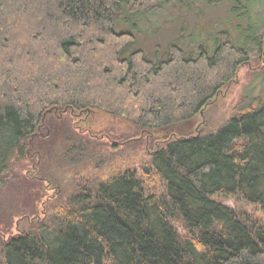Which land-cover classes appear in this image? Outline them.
I'll list each match as a JSON object with an SVG mask.
<instances>
[{"label":"trees","instance_id":"1","mask_svg":"<svg viewBox=\"0 0 264 264\" xmlns=\"http://www.w3.org/2000/svg\"><path fill=\"white\" fill-rule=\"evenodd\" d=\"M177 1L0 0V264H264V218L218 198L264 212V96L215 132L178 129L264 56V19L237 42L227 31L195 37L192 54L174 45L159 62L124 56L134 34L116 23L135 28ZM93 108L163 147L146 165L80 178L69 196L43 201L39 179L12 166L30 158L49 117ZM155 179L162 193L148 187Z\"/></svg>","mask_w":264,"mask_h":264},{"label":"rangeland","instance_id":"2","mask_svg":"<svg viewBox=\"0 0 264 264\" xmlns=\"http://www.w3.org/2000/svg\"><path fill=\"white\" fill-rule=\"evenodd\" d=\"M208 1L179 0L160 13L142 14L135 28L128 23L117 22V32L127 30L134 34L124 56L143 50L151 61L159 62L169 56L174 45L182 46L192 54L195 37L207 36L212 40L227 31L231 40L237 42L242 40V33L251 21L254 22V17L264 19V0H218L213 5ZM199 40L213 44L207 39ZM262 95L264 56L253 57L250 63L240 66L237 76L193 120L178 129L205 135L215 132L240 107L256 106V99ZM151 133L153 131L139 129L129 120L101 109L85 112L66 110L60 116L49 117L35 145H31L30 158L17 159L12 169L15 173L39 179L44 187L43 201L52 196H69L80 178L107 180L119 171L146 165L152 152L165 143L162 137L155 141L159 135ZM159 182L155 179L148 187L162 193V182ZM218 198L232 208L248 210L264 218V212L248 206L240 198L228 195ZM43 201L39 203L41 216ZM9 232H18L16 221Z\"/></svg>","mask_w":264,"mask_h":264}]
</instances>
